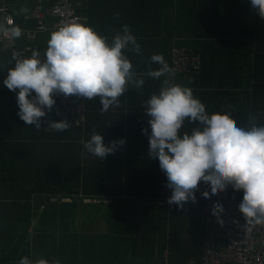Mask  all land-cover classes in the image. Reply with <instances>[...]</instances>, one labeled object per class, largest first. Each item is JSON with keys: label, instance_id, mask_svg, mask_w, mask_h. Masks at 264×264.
I'll use <instances>...</instances> for the list:
<instances>
[{"label": "crops", "instance_id": "1", "mask_svg": "<svg viewBox=\"0 0 264 264\" xmlns=\"http://www.w3.org/2000/svg\"><path fill=\"white\" fill-rule=\"evenodd\" d=\"M72 2L82 23L109 40L124 24L130 26L141 45V54L126 53L137 74L159 67L149 63L153 54H162L172 67L174 50L187 48L193 56L192 72L175 75L169 78L170 83L196 92L194 95L206 105L209 116L227 115L240 127H247L249 118L255 116L258 124H264V20L252 14L242 0ZM38 3L39 0H11L10 5L16 27L22 30V35L15 37V47L19 50L32 47V51L39 50L43 55L49 34L56 29V20L47 18V30L38 33L34 41L24 34L37 32L38 24L32 16ZM22 8H27L28 12L22 13ZM117 12L119 18L115 15ZM11 59L10 51H0V68L5 67L0 73V176L15 172L12 177L59 179L61 184L56 190L51 189L56 185L54 182L35 191L27 186L17 190L35 195L31 201L29 258L33 262L44 258L49 264L55 261L84 264L78 261V258L87 259L79 244L83 236V231L79 230L82 215L92 210L101 213V208L106 206L109 218L105 213L96 222L111 227L110 237L103 240L98 235L95 248L88 252L100 257L98 260L102 263L97 264H118L113 258L120 256L151 259L147 264H158L162 258L163 264H171L167 244L175 233L172 236L171 232H165V226H179L191 215L203 219L201 258L198 261L191 257L185 261L175 258L173 264H189L190 261L202 264L207 216L200 197L207 189L199 186L195 207L169 205L171 190L165 187L166 177L158 160L148 157V138L142 134V129L148 127L143 113L145 101L159 92L165 77L155 80L145 75L141 89L129 86L128 92L120 98V106L107 112L100 111L99 98L87 100L85 124L59 133L47 129V121H61L55 115L45 116V128L40 130L25 125L17 116L16 93L3 84L6 78L3 72L11 68L12 64H8ZM195 127L199 125L186 122L182 130L190 133ZM93 133L103 134L106 144L119 139H124L126 144L101 161L84 148V142ZM3 134L17 137L16 141L4 139ZM14 162L16 169H11ZM90 193L94 196H88ZM235 193L242 200V192ZM186 211H189L187 217L181 214ZM159 243L163 244L162 257L157 250ZM106 245L108 248L104 249ZM102 248L104 250H100ZM44 250L49 252L43 254Z\"/></svg>", "mask_w": 264, "mask_h": 264}, {"label": "clouds", "instance_id": "2", "mask_svg": "<svg viewBox=\"0 0 264 264\" xmlns=\"http://www.w3.org/2000/svg\"><path fill=\"white\" fill-rule=\"evenodd\" d=\"M242 3L264 20V0ZM20 11L27 13L28 9ZM115 15L119 18L120 14ZM4 30L0 24V31ZM10 31L16 38L22 35L19 27ZM129 51L139 55L141 45L127 24L109 40L86 23H65L50 32L43 55L39 50L28 57L14 53L8 63L14 62V67L8 69L3 84L16 93L19 119L40 130L45 128L43 118L54 108L56 96L88 101L99 98L100 111L107 112L120 106V98L129 86L141 89L145 75L155 80L165 77L159 92L145 101L143 113L148 127L142 129V134L148 138V157L158 160L166 177L165 187L171 190L167 203L195 207L199 186L207 189L200 197L204 203L215 201L230 186L234 192H242L238 205L244 219L241 230L251 232L264 226V124H258L255 116L249 118L247 127L237 126L227 115L209 116L206 105L190 87L170 83L175 70L162 54H153L149 59L150 64L159 65L157 69L137 74L126 55ZM186 122L199 127L190 133L183 131ZM47 124V129L59 133L72 127L66 120ZM125 144L124 139L106 144L103 134L93 133L84 148L102 161ZM223 213L221 204L211 211V218L221 226ZM19 264L49 261L40 258L33 262L24 256Z\"/></svg>", "mask_w": 264, "mask_h": 264}, {"label": "built area", "instance_id": "3", "mask_svg": "<svg viewBox=\"0 0 264 264\" xmlns=\"http://www.w3.org/2000/svg\"><path fill=\"white\" fill-rule=\"evenodd\" d=\"M10 2L11 0H2L0 4V24L5 28L4 31H0V51H10L12 57L14 53H18L21 57L31 56L32 47H27L25 50L15 47V37L10 30L16 27V20ZM32 17L38 24L37 32L26 31L24 34L33 41L38 33L47 30L45 22L47 18L52 17L56 20V29L65 23L83 22L76 13L72 0H39ZM192 57L191 51L187 48L174 50L172 68L175 70V75L192 72ZM7 71L3 72L5 77ZM54 98L56 104L46 116L55 115L75 125L85 123L86 99L76 97L65 99L63 96ZM240 202L236 193L228 187L215 201L204 203L207 219L202 264H264V226H257L251 232L241 230L240 226L244 224V219L238 209ZM216 204H221L224 208L223 226L211 218V211ZM189 264L196 263L190 261Z\"/></svg>", "mask_w": 264, "mask_h": 264}, {"label": "trees", "instance_id": "4", "mask_svg": "<svg viewBox=\"0 0 264 264\" xmlns=\"http://www.w3.org/2000/svg\"><path fill=\"white\" fill-rule=\"evenodd\" d=\"M201 88L204 89L203 87ZM195 93L196 92H194V94ZM82 125L76 126L75 124H72L75 128H80ZM16 136L18 138L20 137L18 133H16ZM17 137H7L6 134H3V138L6 140L12 139L13 141H16ZM24 140L25 139H23V141ZM14 153L16 154L15 151ZM12 167L16 169V162L10 165L11 169ZM14 173L15 172L3 173L4 175L2 174L0 176V264H19L22 257H29V235L32 231L33 219L31 201L35 195L34 192H19L17 191L18 188L27 186L35 191L38 187L52 182L56 184L51 188L53 190H56L61 186L59 179H44L25 176L12 177ZM67 181H69V179H67ZM73 194H71V196H73ZM104 195L108 196L109 194ZM88 196L94 195L90 193ZM237 197L241 201L239 195H237ZM205 213L204 210V214Z\"/></svg>", "mask_w": 264, "mask_h": 264}, {"label": "rangeland", "instance_id": "5", "mask_svg": "<svg viewBox=\"0 0 264 264\" xmlns=\"http://www.w3.org/2000/svg\"><path fill=\"white\" fill-rule=\"evenodd\" d=\"M107 213V217L109 218V213L107 210V207H102L101 208V213H97L96 211L92 210L89 213L84 211L81 219V225L79 226V230L83 231V236L80 240V248L86 252V258H92V259H85V258H78L79 262L82 263H88V262H93L96 263H102L100 260H98L100 257H97L96 254L94 253H88L93 250L95 239L98 235L102 237L103 240L109 239L110 234V226H106L105 224H100L97 223V219L101 218V216H104V214ZM189 211L182 212L181 214L188 216ZM75 228V227H73ZM171 232L173 239L169 244H167V249H168V254L172 258L171 264H173V261L175 258L184 260L188 258H194L196 261L200 260L201 258V252H202V241H203V231H204V226H203V219L201 216H196V218H193V215L189 216L188 221L184 220L182 221L181 225H170L167 224L165 226V232ZM104 234V235H103ZM119 234V233H118ZM183 234H186V236H183ZM118 236V235H117ZM112 238V235H111ZM122 244V243H121ZM109 245V242L108 244ZM106 248L104 249H107ZM163 245V244H162ZM161 243L158 244V247L160 251V254L163 250ZM103 248L100 250H104ZM122 249H124V246H122ZM134 251L136 248H133ZM47 250L42 251L44 254ZM99 250H96V252ZM122 251V250H119ZM49 252V251H47ZM123 252V251H122ZM177 255L181 256L183 259L178 257ZM176 256V257H175ZM111 257V256H110ZM162 257V254H161ZM106 258H109V254L106 253ZM114 260H117L118 264H134L137 262H142V264H147L148 261L151 259L148 258H141V259H136L135 257H124L120 256L117 258H113ZM110 261V258L108 259ZM161 262L163 264V259L161 258ZM158 263V264H161ZM97 264V263H96Z\"/></svg>", "mask_w": 264, "mask_h": 264}]
</instances>
